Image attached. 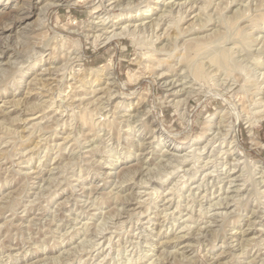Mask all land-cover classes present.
I'll list each match as a JSON object with an SVG mask.
<instances>
[{"label": "rangeland", "instance_id": "obj_1", "mask_svg": "<svg viewBox=\"0 0 264 264\" xmlns=\"http://www.w3.org/2000/svg\"><path fill=\"white\" fill-rule=\"evenodd\" d=\"M255 81L264 0H0V264H264Z\"/></svg>", "mask_w": 264, "mask_h": 264}, {"label": "bare ground", "instance_id": "obj_2", "mask_svg": "<svg viewBox=\"0 0 264 264\" xmlns=\"http://www.w3.org/2000/svg\"><path fill=\"white\" fill-rule=\"evenodd\" d=\"M183 17V16H182ZM181 20V19H180ZM104 21V20H103ZM178 24V23H177ZM178 26V25H177ZM137 27H139V26H137ZM151 27V26H150ZM135 31H136V29H133V30H131V27H130V25L129 24H127V25H125V26H123L122 27V30L120 31V32H117V33H113L112 35H107L108 37H106V38H104V39H107L108 41H110V40H112L114 37H122V35L123 36H125L126 34H130V35H132V36H134V34H136L135 33ZM112 32V31H111ZM107 33V32H106ZM110 33V32H109ZM101 35H95V41H98L99 40V38L101 39ZM103 38V37H102ZM173 38H174V36H173ZM176 39V38H175ZM105 41V40H104ZM107 41V42H108ZM251 42V41H250ZM220 49V48H219ZM233 54V53H232ZM231 54V55H232ZM185 56V55H184ZM219 57H220V55H219ZM230 59V58H229ZM244 59V58H243ZM182 60V59H181ZM181 60H179L178 61V63H181ZM194 60V59H193ZM204 62V61H203ZM206 63V62H205ZM191 65V67H192V65H193V63L192 64H190ZM204 65H207V63L206 64H203V66L202 67H205ZM211 65V64H210ZM198 66V65H197ZM200 66V65H199ZM198 66V67H199ZM200 66V67H201ZM198 67H196V68H198ZM200 67L198 68V69H200ZM206 68V67H205ZM210 68H212V67H210ZM98 69V68H97ZM107 69V68H106ZM207 69V68H206ZM209 69V68H208ZM92 70H94V69H92ZM201 70H203V69H201ZM95 71V70H94ZM184 71V70H183ZM191 71V70H190ZM206 71V70H205ZM204 71V72H205ZM212 71H214V70H211V71H207V74H211V72ZM217 71V70H216ZM186 72V71H185ZM187 72H188V70H187ZM202 72V71H201ZM91 73V72H90ZM90 73L89 74H87V73H84V75H83V77L81 78V80L82 81H87L86 79L87 78H89V76H90ZM96 73V72H95ZM192 73V75L194 74V72H191ZM200 73V72H199ZM198 73V74H199ZM107 80L109 81V83L111 84V83H113L114 81H115V78H116V73H115V71H109V72H107ZM97 75V73L95 74V76ZM212 75V74H211ZM210 75V76H211ZM98 76H99V74H98ZM188 77H191V75H190V73H188V74H186L185 76H184V78H188ZM99 78V77H98ZM251 78V77H250ZM93 79H95L94 77H93ZM92 79V80H93ZM220 79V78H219ZM194 80H196V79H194ZM256 80V79H255ZM97 81V80H96ZM193 81V80H192ZM95 82V81H94ZM236 82V81H235ZM108 84V83H107ZM263 84H264V81H255V93H256V95L258 96V95H260L261 93H263L264 91V86H263ZM171 85V84H170ZM109 88H110V86H109ZM110 90H111V88H110ZM193 92V91H192ZM110 93V92H109ZM255 95V96H256ZM190 98V94L183 100L184 102H187L188 101V99ZM258 100V99H257ZM259 102H257V104H262L263 103V101H264V97H261L259 100H258ZM181 102V100L180 101H178L177 103H176V106L178 107L179 106V103ZM256 102V101H255ZM185 104V103H184ZM258 108H260V107H258ZM264 119V108H263V110H260V111H258V112H256L255 114H253V116H252V114L251 115H249L248 116V119H247V123H248V127L251 129V130H253L254 128H253V125L256 123V122H260L261 120H263ZM213 125H209V127L208 128H210L209 129V131L210 130H212L213 128ZM238 128L239 127H234V126H231L229 129H228V131L226 132V136H229L230 138H231V143L233 144V143H235L236 142V144H234V146H237L238 144H239V142L240 141H238L240 138H239V132H238ZM220 134V133H219ZM199 138V137H198ZM198 138H197V140H198ZM179 159V158H178ZM182 159H183V157H182ZM170 161V160H169ZM166 164V163H165Z\"/></svg>", "mask_w": 264, "mask_h": 264}]
</instances>
